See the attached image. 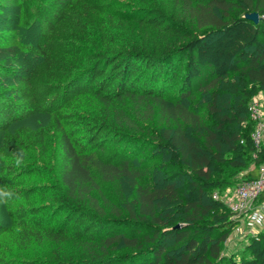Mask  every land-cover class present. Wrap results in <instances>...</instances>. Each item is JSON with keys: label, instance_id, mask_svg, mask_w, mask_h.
<instances>
[{"label": "trees", "instance_id": "1", "mask_svg": "<svg viewBox=\"0 0 264 264\" xmlns=\"http://www.w3.org/2000/svg\"><path fill=\"white\" fill-rule=\"evenodd\" d=\"M55 5L43 17L53 37L42 36L34 50L42 67L19 81L16 102L0 93V127L24 119L29 101L41 109L64 96L92 94L96 107L73 125L80 139L72 141L71 133L59 128L66 165L51 200L65 211V221L45 228L19 221L10 241L0 246V264H40L10 263L5 256L13 245L41 241L82 250L78 261L65 250L53 252L47 264H114L111 251L119 243L135 256H150L149 264H240L222 253L238 223L213 190L230 184L226 161L237 166L252 159L257 167L245 180L257 178L264 164V145L255 149V123L249 117L251 101L264 91V0H142L126 17L103 13L87 0H56ZM251 12L259 14L258 24L244 18ZM208 28L214 31L199 34ZM64 46L81 48L79 69L57 55ZM175 81L179 99L170 103ZM201 92L210 100L197 111L182 102ZM220 96L232 97L233 106L219 107ZM127 99L149 104L145 121L154 106L171 124L155 135L157 146L170 152L167 185L137 184L129 197L133 212L136 207L132 215L148 228L137 237L112 233L114 225L91 194L96 187L91 167L109 181L139 177L135 160L122 149L140 119L126 107ZM163 201L178 206L162 216ZM105 228L112 230L107 236ZM246 251L245 264H264V233L251 237Z\"/></svg>", "mask_w": 264, "mask_h": 264}, {"label": "rangeland", "instance_id": "2", "mask_svg": "<svg viewBox=\"0 0 264 264\" xmlns=\"http://www.w3.org/2000/svg\"><path fill=\"white\" fill-rule=\"evenodd\" d=\"M55 1L0 0V93L14 102L19 100V81L34 76L42 67V59L34 50L42 36L53 37L44 24L43 17L56 6ZM87 1L103 13L126 17L142 0ZM213 31L208 28L199 34L204 36ZM57 53L63 61L73 63L76 69L81 67V48L64 46L63 49L59 48ZM178 88V81L171 83L170 103L179 99ZM258 98L264 114V91L260 92ZM209 100L210 95L201 92L183 99L182 102L197 111L202 102ZM218 102L219 107L229 108L233 106L234 99L220 96ZM24 105L28 114L24 119L13 121L7 129L0 127V192L11 191V194L0 198V246L10 241V233L19 221H24L32 227L39 225L43 228L49 225L59 227L65 221V211L51 200V193L59 186L66 165L59 128L63 126L69 131L72 141L80 139L79 133L74 134L73 125L81 116L93 112L96 99L92 94H85L78 97L64 96L41 109L30 101ZM147 106L149 104L135 99L126 100V107L133 116L136 115L140 119H137L135 126L128 131V138L122 149L128 150L130 153H127L135 160L139 177L136 180L120 178L109 181L104 179L95 167H91L96 183L91 194L103 207L105 219L114 225V232L106 228L103 230L104 236L112 231L137 237L140 236L137 235L140 231H147L148 228H143L142 221L132 215L136 207H133V212L129 197L134 195L137 184L151 188L167 185L164 175L170 152L157 146L155 135L159 128H167L171 124L164 121L158 108L154 106L153 116L149 121H145ZM205 120L210 122L207 115ZM17 157L22 159L19 165L16 163ZM223 167L230 184L213 190V195L221 196L222 199L227 194L232 195L237 183L248 178L257 165L252 159L246 158L237 166L230 164L228 160ZM177 206L178 204L163 201L158 206V211L162 216H167ZM231 218L236 220L238 225L222 244V253L240 264H245L250 258L246 246L251 237L264 233V222L261 226L254 224L250 220V213L247 212L232 214ZM115 247L114 252L111 251L114 264H149L150 256H135L134 251L123 243ZM61 250H65L74 261L80 260L82 256V250L73 244L61 248L48 241H41L24 246L13 245L11 252H6L5 261L18 263L27 260L47 264L50 255Z\"/></svg>", "mask_w": 264, "mask_h": 264}, {"label": "built area", "instance_id": "3", "mask_svg": "<svg viewBox=\"0 0 264 264\" xmlns=\"http://www.w3.org/2000/svg\"><path fill=\"white\" fill-rule=\"evenodd\" d=\"M249 117L255 123L251 139L255 149L260 151L264 145V114L261 111V103L258 96L253 98L249 105ZM263 194L264 164L260 167L257 178L244 180L239 183L234 188L232 195L227 194L223 201L232 213H250L251 222L261 226L264 222V202L257 203V201Z\"/></svg>", "mask_w": 264, "mask_h": 264}, {"label": "water", "instance_id": "4", "mask_svg": "<svg viewBox=\"0 0 264 264\" xmlns=\"http://www.w3.org/2000/svg\"><path fill=\"white\" fill-rule=\"evenodd\" d=\"M244 18L252 21L255 24H258L260 21V16L257 12L246 13L244 14Z\"/></svg>", "mask_w": 264, "mask_h": 264}, {"label": "clouds", "instance_id": "5", "mask_svg": "<svg viewBox=\"0 0 264 264\" xmlns=\"http://www.w3.org/2000/svg\"><path fill=\"white\" fill-rule=\"evenodd\" d=\"M16 163L19 165L22 163V159L20 157H17L16 159ZM8 193H4V192H0V198L4 197V196H7Z\"/></svg>", "mask_w": 264, "mask_h": 264}]
</instances>
